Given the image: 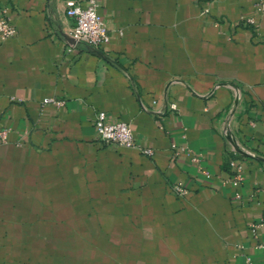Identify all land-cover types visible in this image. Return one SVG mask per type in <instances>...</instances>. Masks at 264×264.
Segmentation results:
<instances>
[{
  "label": "crops",
  "instance_id": "crops-1",
  "mask_svg": "<svg viewBox=\"0 0 264 264\" xmlns=\"http://www.w3.org/2000/svg\"><path fill=\"white\" fill-rule=\"evenodd\" d=\"M65 1L0 0V264H264L259 0H101L100 49ZM99 111L155 154L103 143Z\"/></svg>",
  "mask_w": 264,
  "mask_h": 264
},
{
  "label": "built area",
  "instance_id": "built-area-1",
  "mask_svg": "<svg viewBox=\"0 0 264 264\" xmlns=\"http://www.w3.org/2000/svg\"><path fill=\"white\" fill-rule=\"evenodd\" d=\"M101 0H66V15L73 21V27L70 31L71 37L76 43L84 44L93 49H100L110 41V32L108 25L98 14ZM209 9L204 10L208 14ZM257 12L259 16L264 13V0L257 3ZM239 22L253 27L256 32H260V24L254 17L240 16ZM16 35V28L10 23L7 16L0 15V39L6 41ZM43 104H53L58 108L64 106V101L53 98H46ZM177 109L176 104L171 106ZM95 127L100 140L105 144H115L124 148H135L143 154L153 156L155 151L151 148H145L137 143L131 124L127 122H110L105 112L99 111L95 114ZM0 140L7 141V131L0 130ZM235 168L234 176L227 180V183L239 185L244 180L243 166L236 161L231 162ZM173 192L178 197H186L188 188L184 183H177L173 186ZM255 226L253 227L254 230ZM255 234V231H253ZM242 248V246H240ZM247 264H252L250 258H246Z\"/></svg>",
  "mask_w": 264,
  "mask_h": 264
}]
</instances>
